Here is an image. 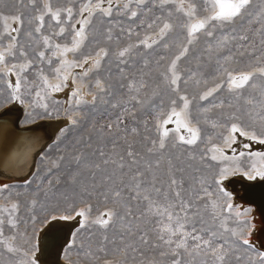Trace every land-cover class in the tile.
I'll return each instance as SVG.
<instances>
[{
  "label": "snow or ice",
  "instance_id": "1",
  "mask_svg": "<svg viewBox=\"0 0 264 264\" xmlns=\"http://www.w3.org/2000/svg\"><path fill=\"white\" fill-rule=\"evenodd\" d=\"M20 2L23 3V0ZM28 4L35 14L28 20L33 27L26 35L37 42V47L33 48L31 55L19 43V34L24 25L23 15L0 14V20L3 22L0 41L4 35L9 38L6 45L0 43V83L8 90L9 103L19 102L23 105L25 94L34 93L35 98L28 106L34 109L41 108L48 116L59 119L58 110L49 111L47 101L51 93L62 92L69 87L72 69H83L82 73L76 74L72 79V84L76 85L78 81L88 77L89 73L97 71L103 58L109 56L107 49L100 48L94 56L75 58V54L79 53L88 41V29L93 24V18L100 19L103 23L104 18H111L115 11L136 20L142 13L145 15L153 13V8H158L159 15L153 14L150 22L142 19L138 25L153 30V34H146L138 43L129 44L115 55L121 63L126 64L127 60L124 58L134 48L143 46L151 49L155 44L164 41L170 33L177 30L183 33L184 38L178 45V54L160 74L176 98L170 100L167 112L163 110V105L157 106L153 124L157 135L155 139L145 137L151 145L147 151L163 153L169 143L174 141V147L186 146L184 153L189 161H196L203 169L212 173L210 180L204 175L192 177L194 183L186 187V180L182 175L185 169L174 163L173 158L169 157L166 161V181H162L157 175L164 162L163 158H158L154 162L146 161L143 169L137 168L132 175L131 184L112 187L99 193L104 205L111 203L113 206L104 207L103 210L97 209L98 214L94 218H92L94 205L82 200L84 207L69 205L70 211L67 214H50L42 223L71 221L79 217L81 220L75 228L77 233L91 225L107 230L110 224L123 222L127 217L134 216L131 202L135 201L138 208L142 206L135 219L148 220L152 226L150 231L155 236L151 247L159 249V255L169 258L170 264H230L238 245L246 246V250L251 253L248 259L252 264H264V242L257 248L251 241L252 234L256 231L251 209L241 210L234 204L233 194L225 186V181L236 175L249 181L264 180V83H259L264 81V48L256 55V49L245 43L250 40L247 33L251 31L261 38L260 43L264 45V0H82L79 4H76L75 0H68V4L72 6L64 7L54 6L52 0H28ZM238 23H241L239 31L235 27ZM45 27L52 29L50 34H44ZM121 31H126L129 37L132 35L139 37V32H134L132 28ZM107 32V39L111 41L112 29L108 28ZM56 37H61L67 42L53 43ZM202 37L206 42L204 54L209 61L215 60V75L212 77L213 86L199 95L200 101L208 103L201 107L200 119L194 122L192 105L196 97L190 99L186 92L182 94V76L178 65ZM164 47H168L166 42ZM70 53L74 55L71 60L68 59ZM246 54L249 57L247 64L249 70L234 68L233 65H238L241 62L240 58ZM145 64L147 66V62ZM41 65H47L48 73ZM30 72L35 74V81L28 79L27 74ZM49 73L55 83L51 82ZM194 76V73L190 74L183 83L187 84ZM124 79L127 82L121 84V87L130 94L127 103L133 105V108L144 107L145 100L141 92L146 90L149 84L134 77ZM203 83L208 82L205 80ZM22 88L25 89L24 92ZM95 88L99 93L107 92L105 83L99 79L95 81ZM245 89L253 91L245 95ZM222 90L230 93L236 101L227 104L231 111L224 117L226 122H221L220 117L214 118L210 115L214 109L225 108V101L214 102L216 94ZM99 93L93 95L89 92L88 95L92 96L89 101L85 99L81 87L77 86L70 90L67 103L72 110L65 109L64 112L70 126H77L83 119L78 111L80 106L95 104ZM51 103L57 105L60 102L52 100ZM112 107L122 108V112L117 115L115 121L106 126L109 131L113 127L119 129L124 124L125 114L135 118L134 112L120 103H115ZM201 122L212 129L226 130V135L224 132L217 135L223 145L231 149V155L226 153L224 147L214 143L213 136L202 137ZM170 124L176 125L175 130L168 127ZM182 131L187 135L179 134ZM61 132H67V128H61ZM131 132L138 134L136 128H132ZM201 142L205 143V148L196 154L195 148ZM255 145H259L260 148L254 150ZM100 155L104 156V153L100 152ZM127 156L133 165L139 163L138 153L132 150L131 145ZM120 159L123 161L124 158ZM176 159L179 160L180 157L177 156ZM104 163L107 164L109 161L106 159ZM56 167H59V164ZM118 167L124 169L125 164L121 162ZM195 171L199 172L200 168ZM177 173L181 175L178 176ZM125 189L128 190L127 194ZM87 194L92 196L91 192ZM32 204L34 207L36 201ZM19 208L18 203L0 206V245L12 256L21 257L16 264H39L37 259L39 247L35 237L24 241L26 245L30 244L27 248L16 243ZM36 219L35 216L32 218L33 224L36 223ZM230 219L237 227H229ZM124 227L128 235L139 234V241L149 245V232L141 229L138 223L135 225L129 223ZM6 228L9 229L7 235ZM104 240H108L107 235L104 236ZM71 244H75L74 238ZM128 248L139 251L131 244H126L121 251L126 252ZM100 251H103V248ZM85 255L91 253L86 252ZM235 259L240 260L241 257L236 256Z\"/></svg>",
  "mask_w": 264,
  "mask_h": 264
},
{
  "label": "rangeland",
  "instance_id": "2",
  "mask_svg": "<svg viewBox=\"0 0 264 264\" xmlns=\"http://www.w3.org/2000/svg\"><path fill=\"white\" fill-rule=\"evenodd\" d=\"M52 2L54 6H72L68 4V0H52ZM80 2L82 0H75L76 4ZM133 7L135 6L133 5ZM0 14L8 16L23 15L24 25L19 34V43L31 55L33 48L37 47V42L26 35V32L30 31L33 27V25L28 23V20L35 14L32 7L28 4V0H23V3L20 0H0ZM153 14L159 15L160 10L153 8V13H147L146 15L142 13L136 20H131L128 15H120L115 11L111 18H104L103 23L100 19L93 18V24L88 29V41H86L85 47L75 54V58L80 59L87 55L94 56L95 52L100 48L107 49L109 56L103 58L101 66L97 71L89 73L88 77L82 81H78V83L83 89L85 99L89 101L92 99V96L88 95L89 92L93 95L99 93V90L95 88V81L97 79L105 83L107 92L99 93L95 104L80 106L78 111L83 119L80 120L77 126H70L69 121L64 117L65 109L72 110L69 108L66 96H64L65 98L57 97L55 93H51L48 98L49 111L58 110L59 112L60 118L57 119L55 116H48L41 108H30L28 105L35 98L34 93L32 95L25 94L26 110L20 121L22 125L23 122H31L44 117L47 119L43 120L50 123L61 120L65 125L62 128H67V132H61L60 129L57 132L58 137L54 135L55 141L53 140L44 150L46 151L45 154L41 153L38 155L33 175L31 174L30 177L21 182L10 183L4 188L0 187V206H9L11 203H18L20 205L17 215L18 229L16 233V243L18 246L30 247V244L26 245L24 241L30 237H35L37 241L39 232L46 226V224L42 223L45 217H50V214H67L70 211L69 205L80 208L84 207V204L81 202L82 200L92 203L94 205L92 218L98 214L97 209L103 210L104 207H112L111 203L108 205L102 203L99 193L107 191L112 187H123L125 184H131L132 175L137 168L142 170L146 161L154 162L158 158H163L164 162H162L160 169L157 171V175L162 181L167 180L166 161L169 157L173 158L174 163L185 169L182 175L186 180V187L194 183L192 180L194 176L204 175L209 180L211 179L212 173L203 169L196 161H189L187 159V155L184 153V147L186 146L174 147V141H172L163 153H149L147 151L151 145L145 137L155 139L157 135L153 129L154 114L157 106L163 105V110L167 112L170 100L176 98L175 94L166 86L160 74L168 68L170 61L178 54V45L182 43L184 38L183 33L180 30L170 33L164 41L155 44L151 49L143 46L134 48L124 58L127 60L126 64L121 63L115 53L129 44L138 43L139 39H143L146 34H153V30L138 26L142 19L150 22ZM47 22L46 18V24ZM235 27L239 31L241 23H238ZM108 28L112 29L111 34L113 39L111 41L107 39ZM128 28H132L134 32H139V37L136 35L129 37L126 31H121V29L127 30ZM51 31L52 29L45 27L44 34L48 35ZM2 33L3 22L0 20V34ZM247 34L250 40L245 43L251 44L256 49L255 54L259 55L260 50L264 48V45L260 43L261 38L251 31ZM8 42L9 38L4 35L0 43L6 45ZM56 42L63 43L67 41L61 37H56L53 43ZM165 42L168 44L167 48L164 47ZM205 47L206 42L202 37L199 43L190 48L189 55L182 58L178 65L182 76V94L186 92L190 99L196 97L192 105L194 122L200 119L201 107L208 103L207 101H200L199 95L207 88L213 86L212 77L215 75V60H208L206 54L203 52ZM161 57H164V59H161ZM73 58L74 55L70 53L68 59L71 60ZM240 61L238 65H233V67L243 71L249 70L247 67L249 61L247 54L241 57ZM145 62H147V66ZM41 67H44L45 72L48 73L47 65H41ZM82 71L83 69L81 68L72 69V76L75 77L76 74L82 73ZM193 73L195 74L194 78L188 80L187 84H184L183 80ZM27 75L30 81L36 80L34 73L30 72ZM124 77H134L137 80L142 79L149 84V87L141 92V96L145 100L144 107L136 106L133 108V105L127 103L130 94L125 88L121 87V84L127 82ZM49 78L51 82H56L50 73ZM11 79L14 80L15 77H11ZM205 80L208 82L207 84L203 83ZM197 81H200V83H197ZM259 83H264V81H260ZM68 84L70 85L71 81ZM24 91L25 89L22 88V92ZM252 91V89H245V95ZM52 100L59 101L60 103L53 105L51 103ZM220 100L225 101V108L222 110L214 109L210 115L214 118L220 117L221 122H226L224 117L231 111L227 107V104L229 102L236 103V101L225 90L216 94L214 102ZM7 103H9L8 90L3 83H0L1 110L5 108ZM115 103H120L131 109L135 114V118L125 114L124 124L119 129L113 127L109 131L106 126L115 121L117 115L122 112V108L112 107ZM177 103L179 105V100ZM7 106H12V104ZM200 126L202 128V137L213 136L214 143L227 149L223 145L219 135H217L220 132H224L226 135L225 129H212L210 126L203 124V122H201ZM132 128H136L138 134H133L131 132ZM172 128L174 126L170 129ZM54 131L56 132V130ZM129 145L132 146L133 151L138 153L137 160L139 163L136 165H133L127 156ZM204 148L205 143H199L195 148L196 154H199ZM100 152H103L104 156H101ZM177 156L180 157L179 160L176 159ZM121 157L124 158L123 161H121ZM77 159H79V163H77ZM106 159L109 161L107 164L104 163ZM112 161H115V163H112ZM121 162L125 164L124 169L118 167ZM37 163L38 167L36 168ZM57 164H59V167H56ZM96 165H99V167H96ZM197 168H200L199 172L195 171ZM177 175L179 176L181 173H177ZM127 191L125 189V194H127ZM88 192L92 193L91 197L88 196ZM33 201H36L34 207ZM131 206L134 216L127 217L123 222L117 221L115 224H110L107 230L101 229L96 225H91L85 229H81L77 233L75 228L78 223L73 220L68 221H73L74 224H66L65 242H63V245L57 247L60 259L69 264H106V262H109V264H170L169 258L159 255V249L151 247L155 236L150 231L152 226L148 220L141 219L138 221L135 219V216L139 215V212L142 210V206L138 208L135 201L131 202ZM34 216L37 218L35 224L32 221ZM76 219H78V222L81 220L79 217ZM129 223L132 225L138 223L141 229L149 232V245H144L139 241V234H127L124 226ZM229 227L235 228L237 225L230 219ZM133 231H136L135 228ZM5 233L7 235L9 229L6 228ZM105 235L108 237L107 241L104 240ZM73 238L75 239L74 245L71 244ZM126 244H131L133 247L139 249V251H132V248H128L126 252L121 251L125 248ZM101 248H103V251H100ZM86 252H90L91 255H85ZM0 253H2L0 254V264H16V261L21 258L19 255L12 256L7 253L2 245H0ZM250 255L251 253L246 250V246L238 245L234 250L230 264H252L248 259ZM236 256H240L241 259L236 260Z\"/></svg>",
  "mask_w": 264,
  "mask_h": 264
},
{
  "label": "bare ground",
  "instance_id": "3",
  "mask_svg": "<svg viewBox=\"0 0 264 264\" xmlns=\"http://www.w3.org/2000/svg\"><path fill=\"white\" fill-rule=\"evenodd\" d=\"M72 79H73V76L72 77L70 76L69 81H71V84L69 85L68 89H66L64 92H56L55 93L57 97L66 96V99L68 100L70 90L74 87H77V86L81 87L78 82L76 85H73ZM11 104H12V106H17V107H20V105H22L19 102H11V103H7L6 106L11 105ZM14 108L15 107H12V109H14ZM21 108L23 110V114H22V117H23L25 110H26V105L25 104L22 105ZM1 109H2V107H0V110ZM10 112L15 113L16 111L10 110ZM22 117L19 120V126L20 127H26V126H30L33 124L39 125L41 122H43L42 123L43 125H42V128H41V126H36L32 130V132L20 134V133H15L14 128L11 124H9L7 122H0V170H2V171H0V173L6 174L7 172H11V175L13 177L15 176L16 178L21 177V176H18V175H21V174H19V172L24 170V167L27 164L29 157L31 156L32 152L46 138V132L45 131L47 129H50L53 132V135H56V137H58L57 132H59V130L63 126H65L64 122H62L61 120L55 121L56 123L55 122L48 123V121L43 120V119H47L44 117L41 119L33 120L31 122H26V123L23 122V125H22L20 123V121L22 120ZM24 118H25V116H24ZM40 120H42V121H40ZM37 121H39V122H37ZM45 124H46V126L44 127ZM173 126H174V128H176L175 124L168 125V127H170V128ZM174 128H172V129H174ZM54 130H56V132ZM179 134L187 135V133L184 131H182ZM55 139L53 137L54 141H55ZM259 148H260L259 145L254 146V150L259 149ZM225 151L228 155L232 154L231 149L227 148V149H225ZM45 152L46 151L41 152V153L45 154ZM37 167H38V163H37L36 168ZM229 180H231V183H229V185H228L227 184L228 180H227V181H225V186L227 187L228 191H230L233 194L234 204L238 205L241 210L249 209V208L251 209V216L254 218L255 223H256V231L253 232L252 237H251V241L254 245H256L257 248H259L261 243L264 242V180L257 179L254 181H249L245 177H242L239 175L231 176L229 178ZM21 181H23V180H18V181L15 180V181H11V182H17L18 183ZM9 184H10V182H6L5 180H3V182L0 181V187L1 188L2 187L4 188V187L8 186ZM241 193H244L242 198L239 197V195ZM247 199L254 200L256 202V204L251 202L250 200H247ZM73 221L78 223V219L73 220ZM73 221L68 222V221L57 220V221H53V222L49 223L48 227L45 226L46 228L45 227L42 228V230L39 232L38 237H37V243H38V247H39V251L37 252V259L39 260V264H69V263L65 262L63 259H60V257L58 256L59 250H57V247L60 246L61 240L64 236L63 231L67 227L66 224H68V225L72 224ZM57 229H59V230L62 229L60 231V232H62L60 235H55V231ZM43 231H45V232L49 231L51 233L47 237V241L44 245V251L40 252V245H41V241H42L41 236H42V233H44ZM63 242H65L64 239L62 240L61 245H63Z\"/></svg>",
  "mask_w": 264,
  "mask_h": 264
},
{
  "label": "water",
  "instance_id": "4",
  "mask_svg": "<svg viewBox=\"0 0 264 264\" xmlns=\"http://www.w3.org/2000/svg\"><path fill=\"white\" fill-rule=\"evenodd\" d=\"M12 107H15V108L12 109ZM10 110H15L16 112L15 113H11ZM21 117H22V108L21 107L7 106V107L3 108L2 111H0V122H7V123L11 124L13 126V128H14L15 133L23 134V133H27V132H32V130L36 126H41V128H42V125H43L42 123L43 122H41L39 125L33 124V125H30V126H26V127H20L19 126V120H20ZM48 123H50V122H48ZM45 126H46V124L44 125V127ZM45 132H46V138L32 152L31 156L29 157V160H28L27 164L24 167V170L19 172V174H21V175H18V176H21V177L20 178H16L15 176L13 177L11 175V172H7L6 174L0 173V181L3 182V180H5L6 182L13 183L11 181L25 180L31 175V172H32L34 164H35L36 156L39 153L43 152V150L52 142L53 137H54L53 132L50 129H47ZM0 171H2V170H0ZM229 183H231V180L227 181L228 185H229ZM243 195H244V193H241L239 195V197L242 198ZM247 200H250V199H247ZM250 201L256 204V202L254 200H250ZM46 227H48V225H46ZM61 230L57 229L55 231V235H60L62 233V232H60ZM43 232L44 233H42V236H41V240L42 241H41V245H40V252L44 251V245H45V243L47 241V237L51 233L49 231H46V232L43 231ZM66 232H67V229H65L63 231L64 236L66 235ZM64 236H63L62 240L65 238ZM62 240H61V243H62ZM61 243H60V245H61Z\"/></svg>",
  "mask_w": 264,
  "mask_h": 264
}]
</instances>
